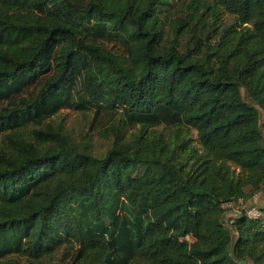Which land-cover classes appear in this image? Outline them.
Returning <instances> with one entry per match:
<instances>
[{
	"label": "trees",
	"instance_id": "16d2710c",
	"mask_svg": "<svg viewBox=\"0 0 264 264\" xmlns=\"http://www.w3.org/2000/svg\"><path fill=\"white\" fill-rule=\"evenodd\" d=\"M62 109L94 110L103 154ZM26 129L0 151V264H263L264 218L223 204L264 188V0H0V135Z\"/></svg>",
	"mask_w": 264,
	"mask_h": 264
},
{
	"label": "rangeland",
	"instance_id": "374dc122",
	"mask_svg": "<svg viewBox=\"0 0 264 264\" xmlns=\"http://www.w3.org/2000/svg\"><path fill=\"white\" fill-rule=\"evenodd\" d=\"M175 8L171 11H174ZM209 17V14H207ZM231 20L227 17V15H223L221 21ZM203 36H206L203 35ZM214 35H209V40L215 42L216 39H212ZM246 101H250L246 95H244ZM94 118V110H73V109H62L56 116L50 119L48 122L50 125L54 127V129L58 130L61 134L65 135L68 139L70 146L74 147L80 151H93L98 154H103L106 149L109 147L112 141V136L106 134L102 135V131H104L103 127H98L93 122ZM122 119V117H119ZM118 123H116L117 125ZM115 125V126H116ZM139 128L136 129V131ZM19 133L11 136V142L9 141L8 134L0 135V151H13L15 144L13 145L14 140H22L29 139L32 136L31 130L26 129L23 131H18ZM126 136L130 135V131H126ZM149 136H152L155 141L162 142L165 144H173L181 147L183 144L187 145H197V134L194 130L187 129H154L150 131ZM233 168V167H232ZM238 171V169L236 170ZM250 202L257 208H264V188L260 190L256 195L251 197ZM229 208L230 211H226L224 214V220L229 219L231 217V211L235 209ZM35 264H68V260H65L62 250H59L53 253L50 256H47L41 259L39 262ZM249 264V263H248ZM264 264V260H263Z\"/></svg>",
	"mask_w": 264,
	"mask_h": 264
},
{
	"label": "built area",
	"instance_id": "2783aa9c",
	"mask_svg": "<svg viewBox=\"0 0 264 264\" xmlns=\"http://www.w3.org/2000/svg\"><path fill=\"white\" fill-rule=\"evenodd\" d=\"M251 199L245 200L243 198H239L234 202H227L223 204L224 214L227 211H230L229 208L236 207L231 211V217L229 219L224 220V224L227 226L232 223L233 219L239 216L241 213H245L248 217L252 219H261L263 217V213L261 210L257 209L251 202Z\"/></svg>",
	"mask_w": 264,
	"mask_h": 264
},
{
	"label": "crops",
	"instance_id": "0c3cea01",
	"mask_svg": "<svg viewBox=\"0 0 264 264\" xmlns=\"http://www.w3.org/2000/svg\"><path fill=\"white\" fill-rule=\"evenodd\" d=\"M237 264H248V262H239Z\"/></svg>",
	"mask_w": 264,
	"mask_h": 264
}]
</instances>
